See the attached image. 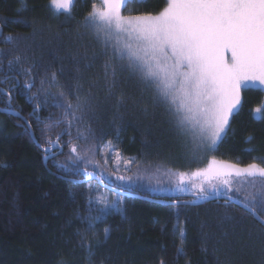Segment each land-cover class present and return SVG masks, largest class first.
Segmentation results:
<instances>
[{
	"label": "trees",
	"instance_id": "trees-1",
	"mask_svg": "<svg viewBox=\"0 0 264 264\" xmlns=\"http://www.w3.org/2000/svg\"><path fill=\"white\" fill-rule=\"evenodd\" d=\"M93 5L102 7L100 0H74L66 13L57 12L51 0H0V264H261L264 226L249 211L224 199L164 202L198 198L151 192L175 179L173 173H190L203 163L190 150L191 136L154 99L153 89L85 27ZM164 6L165 0H147L124 10L156 14ZM16 56L18 70L10 72L8 60ZM106 63L115 68L114 85L111 72L105 76ZM52 73L58 83L49 87ZM26 81L33 83L30 90L23 87ZM61 91L80 105L71 127V116L55 104ZM241 99L208 155L264 166V119L254 118L255 109L264 110V92L242 89ZM55 142L62 151L44 163L48 155L42 148ZM107 142L131 161L127 168H114L109 156L102 157ZM72 146L82 160L75 159ZM180 156L188 165L174 167L170 159ZM85 168L112 187L163 200L84 181ZM230 179L228 195L242 201L253 191L242 186L245 177ZM114 197L119 210L112 206ZM105 203L113 210L90 229V218L100 215ZM178 249L186 255L178 257Z\"/></svg>",
	"mask_w": 264,
	"mask_h": 264
},
{
	"label": "snow or ice",
	"instance_id": "snow-or-ice-1",
	"mask_svg": "<svg viewBox=\"0 0 264 264\" xmlns=\"http://www.w3.org/2000/svg\"><path fill=\"white\" fill-rule=\"evenodd\" d=\"M146 2L103 0L102 10L93 5L85 27L94 29L104 48H111L112 57L126 62L128 70L153 89L154 99L165 105L180 131L191 136L195 146L193 156L198 158L202 151L216 150L226 134L230 117L242 104L241 89L264 86V0H165V6L156 14L122 15L129 3ZM73 4L74 0H51L57 12L70 13ZM5 41L10 43L11 38L6 37ZM19 64V56L9 59L8 70H18ZM23 71L27 73L30 69ZM109 72L114 85L115 68L106 63L105 76ZM57 83L56 73H52L49 87ZM23 87L30 90L33 83L26 81ZM76 99L79 101L78 96ZM55 104L65 110V117L71 116L68 121L71 127L77 120L79 103L73 105L61 91ZM254 118L264 119V110L255 109ZM71 152L76 154L77 161L83 159L76 146L71 147ZM83 171L93 175L86 168ZM173 175L179 190L196 189L194 195L198 199H206L210 191H219L221 185L232 191L230 178L245 177L242 186L247 185L253 191L246 192L241 203L264 225L261 164L239 167L213 157L205 168ZM104 200L101 198V202ZM112 206L119 210L118 201H112ZM112 210L105 203L101 214L90 218L89 228L103 221L104 215ZM104 235L107 239L109 229L104 230ZM184 235L181 231L182 239ZM185 255L183 249L177 250L178 257Z\"/></svg>",
	"mask_w": 264,
	"mask_h": 264
},
{
	"label": "rangeland",
	"instance_id": "rangeland-1",
	"mask_svg": "<svg viewBox=\"0 0 264 264\" xmlns=\"http://www.w3.org/2000/svg\"><path fill=\"white\" fill-rule=\"evenodd\" d=\"M100 1H101V6H102L101 10H102V8H103V0H100ZM127 10H129V8H127ZM127 10H124V9L122 10V15H124L125 17L147 15L146 13H136V14H134V13L128 12ZM261 87H264V86H258V87H252V88H258V89L261 90ZM262 91L264 92V90H262ZM231 117L229 119V123H230ZM182 142H183V140H182ZM185 150H187V146H186V144H183L182 145V151H185ZM190 150L192 151V153L195 151V146L192 143V140H191V143H190ZM182 151L180 150V154L183 153ZM101 154H102L103 158H106L107 156L110 157L111 163H112V167H114V168H127L129 166V164L131 163V161H127L120 154V152L117 149H115L114 146L111 143H109V142L104 144V146L102 147V150H101ZM208 154H209L208 151H202V152L198 153V158L196 160L199 159L198 161L200 163H203L202 164L203 165L202 168H205L207 166L208 162L213 158V156H209ZM170 160H171L170 162L173 164L174 167L178 166V168H181V167H183L185 165H188L187 161L184 158H182L181 156L179 158H176V157H174V159L171 158ZM217 160H219V159H217ZM219 161H223V160H219ZM229 163H232V162H229ZM233 164H237V163H233ZM237 165L239 167H246L248 164H245V165L237 164ZM195 170H197V169H195ZM195 170H192V171H195ZM169 182L166 180L165 182H163V184H159V186H157V187L154 186L150 190H151L152 193H160V194H176V193L194 194L196 192V189H191V188H189L188 190H184V191L179 190L176 187V178L175 179H169ZM224 193L228 194V191L223 185H221L219 187V191H217V192H211L210 191L209 195L224 194ZM101 196H103V195L101 194L100 197ZM116 200L117 199L115 197L112 198V201H116Z\"/></svg>",
	"mask_w": 264,
	"mask_h": 264
},
{
	"label": "water",
	"instance_id": "water-1",
	"mask_svg": "<svg viewBox=\"0 0 264 264\" xmlns=\"http://www.w3.org/2000/svg\"><path fill=\"white\" fill-rule=\"evenodd\" d=\"M14 114V113H13ZM59 148V150H58ZM43 149V152L48 155L45 160H44V163H46L47 159L49 157H51L52 155H55L59 152L62 151V148L60 147V145H58L56 142L55 144L47 149ZM58 150V152L56 151ZM53 151H56L54 153H52ZM52 154V155H51ZM88 173H93V175H87L86 179L84 181H89V180H98L100 182V184L104 187H107L108 189L110 190H113L115 192H118L120 194H123V195H127V196H135V197H139V198H142V199H146V200H149V201H162L163 199H157L156 197H150V196H145V195H141V194H134V193H130V192H125L123 190H120V189H117L115 187H112L108 184H106L104 181H102L101 177L95 173L94 171H88ZM171 195H176V196H190L191 194H183V193H176V194H171ZM217 199H224V200H227V201H233L235 202L237 205H239L240 207L244 208L245 210H247L244 206H243V203H241V201L231 195H228V194H213V195H209L206 199H198V200H194L195 203H193V201H188V200H177V201H168V200H163L164 202H171V203H177V204H182V203H190V204H201V203H204L206 201H211V200H217ZM248 211V210H247ZM260 223V222H259ZM264 226V225H263Z\"/></svg>",
	"mask_w": 264,
	"mask_h": 264
},
{
	"label": "bare ground",
	"instance_id": "bare-ground-1",
	"mask_svg": "<svg viewBox=\"0 0 264 264\" xmlns=\"http://www.w3.org/2000/svg\"><path fill=\"white\" fill-rule=\"evenodd\" d=\"M118 187V186H117Z\"/></svg>",
	"mask_w": 264,
	"mask_h": 264
}]
</instances>
